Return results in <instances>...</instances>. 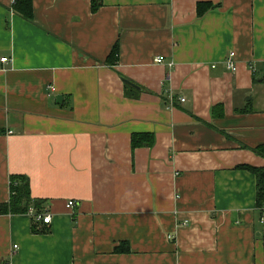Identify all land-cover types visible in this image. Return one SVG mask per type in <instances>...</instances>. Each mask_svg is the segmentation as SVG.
Segmentation results:
<instances>
[{
  "label": "crops",
  "instance_id": "0c3cea01",
  "mask_svg": "<svg viewBox=\"0 0 264 264\" xmlns=\"http://www.w3.org/2000/svg\"><path fill=\"white\" fill-rule=\"evenodd\" d=\"M12 5L0 203L26 175L52 221L0 214V264H264L256 176L238 168L264 166V0H33L32 19Z\"/></svg>",
  "mask_w": 264,
  "mask_h": 264
},
{
  "label": "trees",
  "instance_id": "16d2710c",
  "mask_svg": "<svg viewBox=\"0 0 264 264\" xmlns=\"http://www.w3.org/2000/svg\"><path fill=\"white\" fill-rule=\"evenodd\" d=\"M92 10L96 11L102 5V0H91ZM214 4L211 1H201L197 5V13L199 16L205 14L210 10ZM14 12L22 15L26 19H32L34 15L33 0H15L12 5ZM120 56V42L119 40L113 46L106 62L114 65L118 62ZM147 136V135H146ZM143 134H134L132 137V145L135 147L140 144ZM256 152L264 156V145L256 147ZM238 168H243L251 171L256 176V195L257 206L262 207L264 204V166H254L250 164H241ZM10 200L8 202L0 203V214L7 213H28L31 208L35 209L32 219V230L34 233L44 232L46 229L41 226L47 225L41 220L37 219L38 213H44V205L46 200L33 198L30 191V181L26 175H12L10 177ZM117 251L126 252L130 248L127 244L117 247Z\"/></svg>",
  "mask_w": 264,
  "mask_h": 264
},
{
  "label": "built area",
  "instance_id": "2783aa9c",
  "mask_svg": "<svg viewBox=\"0 0 264 264\" xmlns=\"http://www.w3.org/2000/svg\"><path fill=\"white\" fill-rule=\"evenodd\" d=\"M13 3H15V0H12V4ZM1 60L3 62H6L9 59H8V57H2ZM155 61L161 63L163 61V58L162 57H157ZM226 62H227L228 68L231 71H236L237 70L238 67H237V62L235 60V52H231L230 53V56L227 58ZM263 68H264V65H263ZM182 101H185V98H182ZM74 204H75L74 201H69L68 202V206H70V207L73 206ZM259 209H260V211H261V213L263 215L262 219H264V204H263L262 207H259ZM30 213L35 214V210L34 209H30ZM37 219L41 220V221H43L45 223H50L52 221V215L50 213H38L37 214Z\"/></svg>",
  "mask_w": 264,
  "mask_h": 264
},
{
  "label": "water",
  "instance_id": "95a60500",
  "mask_svg": "<svg viewBox=\"0 0 264 264\" xmlns=\"http://www.w3.org/2000/svg\"><path fill=\"white\" fill-rule=\"evenodd\" d=\"M62 99H63L62 94L57 95V102H62Z\"/></svg>",
  "mask_w": 264,
  "mask_h": 264
}]
</instances>
